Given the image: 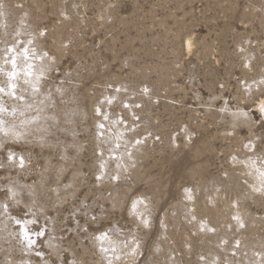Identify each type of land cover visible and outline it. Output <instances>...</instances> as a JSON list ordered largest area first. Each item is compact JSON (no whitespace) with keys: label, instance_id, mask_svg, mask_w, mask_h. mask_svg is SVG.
I'll list each match as a JSON object with an SVG mask.
<instances>
[{"label":"rangeland","instance_id":"rangeland-1","mask_svg":"<svg viewBox=\"0 0 264 264\" xmlns=\"http://www.w3.org/2000/svg\"><path fill=\"white\" fill-rule=\"evenodd\" d=\"M0 5V264H264V0Z\"/></svg>","mask_w":264,"mask_h":264},{"label":"snow or ice","instance_id":"snow-or-ice-1","mask_svg":"<svg viewBox=\"0 0 264 264\" xmlns=\"http://www.w3.org/2000/svg\"><path fill=\"white\" fill-rule=\"evenodd\" d=\"M17 43L18 42H13L12 44L5 47L2 56H0V61H2V63H0V76L4 77V80L0 82V94L7 95L18 100H24L23 95H17L18 82L20 80H23L25 84H31L34 91H38V87L36 83H34L31 79L34 76V65L31 63L33 57L30 55V49L24 47L23 45H20V47L18 48ZM29 43H31V41H29ZM41 75H43V69L41 70ZM36 79H38V77ZM145 91H147V89H145ZM6 111L7 109L2 104H0V113ZM261 111L264 112V105L261 106ZM3 123L4 122L0 120V131L5 130L3 128ZM101 127L103 126L101 125ZM9 159H14V156L10 154ZM19 163L22 167L24 164V158L22 156L19 157ZM261 176L264 177V173H261ZM115 178L118 177H114V179ZM13 195L15 194L13 193ZM136 203L137 202H133V210H135L136 208ZM3 207L5 208V210L7 209L6 204L3 205ZM15 222L17 225L21 226V235L24 237L27 244L29 246L34 244L35 241L31 239V232L28 228V224L34 223V221L16 219ZM142 223L147 227L149 221L142 218ZM37 235H43V232H39L37 233ZM238 246L239 243L237 242V247Z\"/></svg>","mask_w":264,"mask_h":264},{"label":"bare ground","instance_id":"bare-ground-1","mask_svg":"<svg viewBox=\"0 0 264 264\" xmlns=\"http://www.w3.org/2000/svg\"><path fill=\"white\" fill-rule=\"evenodd\" d=\"M189 46V44H187ZM258 105H260V103H258Z\"/></svg>","mask_w":264,"mask_h":264}]
</instances>
